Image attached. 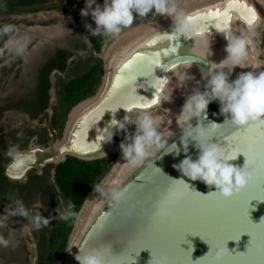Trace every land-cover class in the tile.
Instances as JSON below:
<instances>
[{
  "label": "water",
  "instance_id": "obj_1",
  "mask_svg": "<svg viewBox=\"0 0 264 264\" xmlns=\"http://www.w3.org/2000/svg\"><path fill=\"white\" fill-rule=\"evenodd\" d=\"M236 1L239 6L235 7L237 10L250 7L253 15L257 16V9L249 0L231 2ZM194 12L197 11L188 13L191 22L197 14ZM195 20L191 24L200 29L204 22L198 20L195 23ZM165 28L160 31H167V37L173 39H156L165 37L158 31L139 40L130 51L121 53L117 60L112 61L105 93L93 107L74 119L67 135L64 132L62 148L52 145L25 151L31 159L30 165L21 169L9 163L4 170L5 176L10 181H21L25 180L26 174L33 168L57 166L68 157L82 161L106 158L110 154L105 152L109 143L104 142L103 131L113 119L123 123L134 112L151 111L159 107V94L150 87V82L155 76L169 83L172 66H179L184 59L191 58L194 61L187 73L194 77L193 87L199 82L200 90L203 91L205 81L202 79L201 68L207 65L195 56L191 38L176 35L174 23ZM153 40L155 43H152ZM213 48L217 57L222 50L220 47ZM215 55L207 53L208 60L218 64L220 62ZM152 59L158 63L149 69L147 61ZM132 60L135 62L130 64ZM142 71L149 72V75H141ZM248 71L252 69L237 67L230 80ZM104 74L105 62L103 77ZM118 75L120 80L116 79ZM185 89L192 90L189 82ZM153 99L157 101L156 104L151 103ZM185 99L179 111L177 107L174 108L176 114L181 111ZM207 119L223 123L224 117L220 115L218 102L209 104ZM244 129L250 131L240 136L237 130L224 126L220 139H213L226 154L230 151L229 143H236L240 139L249 140L240 143V147L249 149V155L245 157L243 153H238L237 158L229 163L243 169L247 159L251 166L260 169L247 188L231 200L210 193L215 191L214 187L210 189L200 181H190L183 177L173 167L184 158L183 152L178 157L165 155L159 160L145 162L130 172L121 170L120 165L126 163L121 153L117 163L119 165L106 181H117L121 186L129 187L133 193L132 199L119 209L113 208L107 201L97 208L95 203L101 197L94 191L82 206L61 264H78L75 256L79 251L93 249L104 255L105 264H133V261L135 264H152V261L156 264L162 258H166L167 264H218L215 256L217 249L222 250V261L219 264H264V220H261L264 218V124L250 125ZM170 130L176 137L180 135L176 123ZM118 133L116 131L115 135ZM224 136L229 137L228 141L223 140ZM189 154L193 159L198 156L197 150L192 147L189 148ZM253 197L259 199L253 200ZM246 211L250 221L245 219ZM226 248L228 251L224 250ZM137 252L139 255H136Z\"/></svg>",
  "mask_w": 264,
  "mask_h": 264
},
{
  "label": "clouds",
  "instance_id": "obj_2",
  "mask_svg": "<svg viewBox=\"0 0 264 264\" xmlns=\"http://www.w3.org/2000/svg\"><path fill=\"white\" fill-rule=\"evenodd\" d=\"M152 15L170 17L174 22L176 35L194 40L195 56L207 65L206 68H201L202 79L205 81L203 91L200 90V83L196 82V87L186 97L179 115L175 117L180 129L178 137L170 130L172 119L168 109H164L163 113L143 110L132 113L123 123L113 119L103 131L104 142L111 143L116 131L126 134V141L120 146L126 163L120 166L122 171L129 172L153 159L159 160L165 155L178 157L183 152L184 158L173 167L190 181H200L210 189L214 187L215 191L210 193H217L224 200H231L247 188L260 169L251 166L247 159L243 169L234 167L229 161H234L238 153L234 156L229 152L226 154L213 139H220L224 126L238 131L250 125L264 124V70H257L258 65L251 63L248 55L252 36L255 34L254 29L250 26L248 35H226L227 55L217 64L208 60L207 53L211 51V41L191 24L189 15L178 5L177 0H103V4L97 0H84V7L80 10L81 17L90 16L94 22V28L92 24H85V28L93 36L117 35L123 29L131 27L134 19ZM193 63L194 61L188 58L179 66H172V74L176 79V84L172 87L167 86L165 79H157L154 76L150 87L159 94L160 102H171L174 89L185 88L189 81L194 80V77L187 73ZM237 67L251 68L252 71L241 72L234 80H230L233 70ZM168 81L171 80L168 78ZM212 102L219 103L220 115L224 117L223 123L218 124L207 119V109ZM131 126H134V131L129 133ZM228 139V136L223 138L226 141ZM190 147L197 150L196 159L189 154ZM6 155L10 158V166L23 169L31 163L29 155L18 151L15 146L10 147ZM94 191L101 197L95 203L97 208L107 201L113 208L119 209L128 204L133 195L129 187L121 186L117 181H102L100 185L94 186ZM16 204L18 207L14 210L0 215V228L5 226L3 221L9 215H19L25 219L30 217V223L36 229L42 224L47 225L48 220L40 211L44 208L40 201L33 204V208L37 210L35 214H30V210L20 201H16ZM72 209L73 204L69 201L65 211L58 214L59 218L67 220L74 217L76 213ZM9 243V239L0 236V246L7 247ZM224 250L228 251L227 248ZM211 251L212 249L209 252ZM221 251L217 249L215 252L218 264L222 261ZM75 259L78 264H105L104 255L95 249L79 251ZM156 264H167V260L162 258Z\"/></svg>",
  "mask_w": 264,
  "mask_h": 264
},
{
  "label": "rangeland",
  "instance_id": "obj_3",
  "mask_svg": "<svg viewBox=\"0 0 264 264\" xmlns=\"http://www.w3.org/2000/svg\"><path fill=\"white\" fill-rule=\"evenodd\" d=\"M251 1L261 13L260 15L255 9L259 15L257 14L258 27L254 29L253 38L260 51L259 62L264 67V4H259L257 0ZM97 2L103 4V0H97ZM83 7L84 0H0V137L8 144V149L15 146L22 152L48 148L61 141L74 112L98 95L105 79L103 68L106 56L118 39L144 25L170 19V17L159 15L136 18L131 27L123 29L119 34L104 36L101 51L96 54L92 51L85 28V24L91 21V17L80 16V10ZM198 14L192 22L204 17V12ZM83 46L86 49H83ZM59 52H66L71 56L66 62L63 58L64 63L59 64L50 73L47 108L39 113L36 119H31L21 104L37 98L39 72L49 60H55ZM98 61L102 66V76L94 95L73 108L62 104L60 100L62 85L71 79L83 76ZM63 68L64 72H62ZM167 86L171 87L169 84ZM171 102H173L172 98ZM171 102H161L159 107L151 111L163 113L164 109H168L171 112ZM54 120L57 125L63 123L62 132H59L56 124L53 125ZM18 129L24 130L27 134L28 142L24 148L13 145L9 138V133ZM133 131L134 126L129 127L128 132ZM125 139L124 133L114 135L115 148L106 157L109 160L107 170L95 186L106 181L115 170L121 154V150L116 153L117 142L123 144ZM4 160L3 172L11 162L7 155ZM54 175V165H47L30 170L25 180L10 181L8 179L14 183V186H8L0 180V215H5L18 207L16 201H20L26 209L30 210V214H35L37 210L33 208V204L35 201H40L44 206L40 209L41 214L48 220L47 225L42 224L39 229H36L30 223V217L25 219L19 215L7 216V219L3 221L5 226L0 228V236L9 239L10 243L7 247L0 246V264H50L49 259L52 256L53 264H61L63 261L83 207L74 216L72 230L66 238L65 245L58 251L57 249L52 251L49 248L50 233L57 223L58 214L65 210ZM93 193L94 188L87 198Z\"/></svg>",
  "mask_w": 264,
  "mask_h": 264
},
{
  "label": "trees",
  "instance_id": "obj_4",
  "mask_svg": "<svg viewBox=\"0 0 264 264\" xmlns=\"http://www.w3.org/2000/svg\"><path fill=\"white\" fill-rule=\"evenodd\" d=\"M88 24H92L93 28L95 27V24L92 20ZM87 35L92 45V51L96 54H99L101 51V44L104 35L93 36L88 32V30ZM83 49H86V47L83 46ZM70 56L71 55L69 53L59 52L55 60H49L47 64L41 68L39 72V88L37 92V98L34 101L27 103L23 102L21 104L24 111L30 115L31 119H36L39 113H42L47 108L48 90L50 88V73L56 69L59 64L66 62ZM63 58L64 62H62ZM64 70L65 69L63 68L62 72H64ZM101 76L102 66L98 61L86 74L71 79L62 85V92L60 94L61 103L73 108L78 103L86 100L89 97H92L98 88V85L100 84ZM55 124L56 122L54 120L53 125ZM56 127L58 128L59 132H62L64 125L63 123H60L59 125L56 124ZM9 138L13 145H16L20 148L26 147L28 142L27 134L24 130L20 129L9 133ZM117 145L116 153L120 152V146L122 144L118 141ZM7 151L8 144L2 137H0V180H2L8 186H14V183L10 182L3 172V162L5 163L4 157L6 156ZM108 162L109 160L106 158L94 161H82L73 157H68L65 162L54 166V179L57 188L60 191V197L64 202L65 209L68 202L71 201L73 204L72 211L78 213L89 193L96 185L98 179L103 176L107 170ZM73 220L74 217H71L67 220H62L60 218L56 219L57 223L54 225L53 230L50 233L49 240V248H51L52 251L55 249L58 251V249H61L63 245H65L66 238L72 230ZM53 253L54 252H51V254ZM49 260L50 264H53V256L50 257Z\"/></svg>",
  "mask_w": 264,
  "mask_h": 264
},
{
  "label": "bare ground",
  "instance_id": "obj_5",
  "mask_svg": "<svg viewBox=\"0 0 264 264\" xmlns=\"http://www.w3.org/2000/svg\"><path fill=\"white\" fill-rule=\"evenodd\" d=\"M232 0H178V5L188 14H190L192 11H197L195 13L204 12V17H200L198 20L204 22L202 27L199 29L203 32V34L206 36L208 40H210V50L214 49L213 47H220L222 52H218V55L216 57L215 52H211L215 57L217 58L219 62H221L226 57L225 48L227 46V39L226 35L228 34H235V35H248L249 27L251 26L253 29H255L258 25V20L256 22V18L258 16H254V12L249 9L250 7H244L241 8V10H237L235 7L237 6V2H231ZM259 4H264V0H257ZM251 2V0H249ZM229 6V7H226ZM239 7V6H237ZM205 13H208L210 15H205ZM214 13H220L219 16L211 15ZM226 13V15H225ZM257 13V12H256ZM193 14V13H192ZM196 14V15H197ZM195 15V16H196ZM259 15V14H258ZM199 16V14H198ZM195 18V17H194ZM167 21H161L159 23H151L150 25L143 26L141 28H138L136 30H133L131 34H125L122 38L118 39V42L114 45V47L111 48L109 53L106 56L105 60V79L103 86L101 87L99 93L95 98L90 100L89 102L82 105L79 109H77L73 116L71 123L68 127V129L65 132V135L69 132V129L74 121L81 113H84L89 108L93 107L97 101L100 99V97L105 93L107 86H108V78H109V72L110 68L112 66V61L115 59L117 60L119 55L121 53H127L130 51V49L133 47L135 43H137L139 40L146 38L148 35L157 33L158 31L165 30L166 25L174 23L173 20L170 18ZM196 23V22H195ZM245 24L247 27L245 28L243 26ZM164 28V29H163ZM238 31L240 33H238ZM255 33V31H254ZM161 35H165V37L168 36L167 31L162 32L160 31ZM192 43H194V40L191 39ZM195 46V44H194ZM259 54L260 51L256 47L254 38L252 36V45L249 49V58L251 63H255L258 65V68L263 70V65H261V62H259ZM221 57V58H220ZM258 62H257V61ZM173 72V71H172ZM171 81H169V85L171 87L176 84V79L173 76L172 73H170V76L168 77ZM193 81H189V85L191 89H193ZM192 90H186L185 88H177L174 89L172 93V99L173 102L170 105V118L172 119V125L171 128H173L174 124L176 123L175 117L179 115V113L176 114L174 112V108L182 105L183 99H185L188 95L191 94ZM52 97V96H51ZM54 97V95H53ZM179 111V109H178ZM67 137V136H66ZM56 148H62L64 146L63 139L61 141H58L56 144H54ZM114 148V142L108 144V147L105 149L106 153H111V150ZM25 151V150H24ZM22 151V152H24Z\"/></svg>",
  "mask_w": 264,
  "mask_h": 264
},
{
  "label": "snow or ice",
  "instance_id": "obj_6",
  "mask_svg": "<svg viewBox=\"0 0 264 264\" xmlns=\"http://www.w3.org/2000/svg\"><path fill=\"white\" fill-rule=\"evenodd\" d=\"M226 7H229V6H226ZM205 15H210V14L205 13ZM211 15L219 16L220 13H214V14H211ZM225 15H226V13H225ZM156 39H168V40H171V39H173V37H171V36H169V37H157ZM152 43H155V40H153ZM134 62H135V60L129 61L130 64L134 63ZM157 63H158V61H156L154 59L147 61V65H148L149 69L151 67L155 66ZM125 67H127V65H125ZM123 70L124 69L122 68L121 71H123ZM141 75H144V76L149 75V72L142 71ZM116 79L120 80V76L118 75L116 77ZM130 82L131 81H125V83H130ZM133 91H134V89H133ZM136 100H139V97H136ZM151 103L155 104L156 100H154V99L151 100ZM135 106L139 107L140 105L136 104ZM144 106L146 107L147 104L145 103ZM249 131H250V129H243V130H238V133L240 134V136H245ZM242 140L244 142H248L249 141V140L240 139L236 143H229V149H230L229 153H230L231 156L236 155V153H243L245 157L249 155V149L240 147V143H241ZM249 148H250V145H249ZM252 199L253 200H258L259 197H253ZM245 219L250 221L249 216H248V211L245 212ZM136 255H139V252H137Z\"/></svg>",
  "mask_w": 264,
  "mask_h": 264
},
{
  "label": "flooded vegetation",
  "instance_id": "obj_7",
  "mask_svg": "<svg viewBox=\"0 0 264 264\" xmlns=\"http://www.w3.org/2000/svg\"><path fill=\"white\" fill-rule=\"evenodd\" d=\"M251 3H253L252 1H251ZM253 5L255 6V8L257 9V11H258V8H257V6L255 5V3H253ZM259 12V11H258ZM259 14L261 15V13L259 12ZM245 28H246V26L245 25H243ZM257 29V28H256ZM87 31V30H86ZM259 37V36H258ZM87 38H88V35H87ZM255 38H257L256 36H255ZM88 40H89V38H88ZM90 42V41H89ZM92 46V45H91ZM58 55V54H57ZM56 55V56H57ZM53 230V229H52Z\"/></svg>",
  "mask_w": 264,
  "mask_h": 264
}]
</instances>
